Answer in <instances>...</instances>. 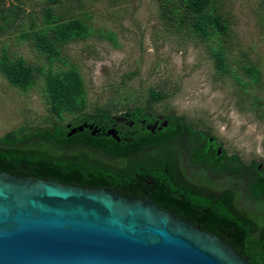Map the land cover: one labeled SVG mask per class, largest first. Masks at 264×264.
I'll return each instance as SVG.
<instances>
[{
	"label": "trees",
	"instance_id": "1",
	"mask_svg": "<svg viewBox=\"0 0 264 264\" xmlns=\"http://www.w3.org/2000/svg\"><path fill=\"white\" fill-rule=\"evenodd\" d=\"M17 1L20 3L6 5V0H0V34L24 20L26 8L21 0ZM87 1L47 0L41 19L27 14L32 26L22 36L46 54L50 62L48 70L23 57L14 58L8 52L3 53L0 67L11 84L24 89L35 85L40 75H44L47 98L58 117L72 113L77 114L74 118L77 121L106 120L113 111L104 105L94 106L92 111L87 109L84 81L66 55L70 43L94 34ZM160 6V19L167 30L206 45L219 78H234L237 92L246 104L252 102L256 109L264 107V99L255 93L264 90L259 63L252 61L247 53L234 61L230 58L232 22L225 0H160ZM260 14L264 31V11ZM39 20L42 28L34 29ZM110 36L114 37L113 33ZM57 62L70 67L54 70ZM168 97L169 92L152 88L147 106H137L135 112L151 120L156 113L154 102ZM164 116L169 120L168 127L157 134L145 131L130 142L126 139L119 142L111 135L93 136L87 130L68 136L70 129L61 120L47 127L24 126L0 135V171L150 197L161 208L175 211L233 244L253 264H264V215H261L264 169L255 161L247 163L238 155H229L224 148L218 155L222 143L217 142V137L195 128L183 116ZM77 144L87 148L75 151ZM149 146L153 149L146 152ZM99 152L105 155L104 159ZM134 153H139L136 158L129 157ZM119 158H126V162ZM108 159L118 161L111 164ZM187 164L205 173L200 186L185 180ZM211 175L228 176L233 184L221 186ZM235 182L242 188L234 189Z\"/></svg>",
	"mask_w": 264,
	"mask_h": 264
},
{
	"label": "rangeland",
	"instance_id": "2",
	"mask_svg": "<svg viewBox=\"0 0 264 264\" xmlns=\"http://www.w3.org/2000/svg\"><path fill=\"white\" fill-rule=\"evenodd\" d=\"M263 1L225 0V8L232 22L231 60L247 53L259 63L264 76ZM13 2L20 3L6 0V5ZM46 2L21 0L26 15L0 34V61L8 52L48 70L46 54L22 36L32 26L27 14L41 19ZM87 10L92 14L94 34L70 43L66 50L67 60L84 81L87 109L104 105L120 115L146 107L152 88L165 90L170 97L153 104L158 114L183 116L195 128L217 137L229 155H238L247 163L255 161L264 169V107L246 104L234 78H219L206 45L165 28L160 0H88ZM39 24L40 20L34 29L42 28ZM53 67L70 66L57 62ZM255 91L264 99V90ZM64 115L58 117L51 109L44 75L24 89L11 84L0 67L1 136L24 126L47 127L56 120L67 123L77 114ZM218 179L223 183L225 176Z\"/></svg>",
	"mask_w": 264,
	"mask_h": 264
},
{
	"label": "water",
	"instance_id": "3",
	"mask_svg": "<svg viewBox=\"0 0 264 264\" xmlns=\"http://www.w3.org/2000/svg\"><path fill=\"white\" fill-rule=\"evenodd\" d=\"M0 264L253 263L151 198L0 171Z\"/></svg>",
	"mask_w": 264,
	"mask_h": 264
},
{
	"label": "flooded vegetation",
	"instance_id": "4",
	"mask_svg": "<svg viewBox=\"0 0 264 264\" xmlns=\"http://www.w3.org/2000/svg\"><path fill=\"white\" fill-rule=\"evenodd\" d=\"M135 111L136 110L134 108L132 110L130 109L129 111L122 112L120 115H116V114L112 113L111 117L107 118L106 120L103 118L100 120L99 119L98 120L92 119V120L77 121L76 119H74L75 117H73L74 120L70 119L66 123V127H68L70 129L68 131V136H71V135L77 133L78 131L79 132L80 131L85 132L86 130L89 131L93 136H99V135H101V136H105V135L113 136L112 134H109V132L115 131L118 138L120 139V140H118L119 142L122 141V139H126L130 142L131 140L136 139V137H138V136L140 137V135H142L145 131H151L154 134H157L158 131H162L164 128L169 126V120L166 119L165 116L162 114H158L156 112L154 115L155 117L150 120V118H148V117H142V116H144L143 113L140 115V114H137ZM165 122H168V124L166 126H164ZM81 126L83 127V130L79 129V127H81ZM74 130H77V131L75 132ZM216 139H217V142L220 143L219 139L218 138H216ZM214 141H215V138L212 137L211 142H214ZM84 146L85 145H83V144H77L73 148V150L79 151L81 149L87 148ZM151 147L152 146L147 147V149L145 151L147 152L148 150L153 149ZM223 148H224L223 145L218 146V155H221ZM89 150H91L93 152L95 151L92 149H89ZM138 154L134 153L129 157L134 159L138 156ZM143 154H144V152H143ZM99 155L102 159H104V157H105L104 154L100 153ZM144 156L146 157V155H144ZM129 157H126V158H129ZM126 158H124V159L119 158V160L122 162H126ZM183 160H184V162H186V160H187L186 155H184ZM108 161H109V163L113 164L114 162L116 163L118 160L115 159V160L110 161V159H108ZM182 164H183V161H182ZM260 168H261V166H260ZM186 172H187V175H186L187 177L186 178L184 177L185 180L187 182H192L195 185L200 186V182L203 180L202 177L205 173L201 172L200 170L197 171L195 168L190 167V165H188V164H187ZM184 178L182 180H184ZM210 178H212L214 180H216V178H217V180H219L218 178H220V176L211 175ZM219 184H221V186H223L222 184L230 185L233 183L230 182V179H228V176L227 177L225 176L223 183L219 182ZM233 188L236 190H239L242 187L239 184H237V182H235L233 185ZM109 189H111V188H109ZM204 190H207V189H204ZM115 191L120 192L119 190H115ZM121 194H123V193H121ZM123 195H126V194H123ZM126 196H128V195H126ZM130 197H135V196H130ZM139 198H141V197H139ZM146 198H150V197H146ZM261 215H264V212L261 213ZM186 220H188V219H186ZM197 226H199V225H197Z\"/></svg>",
	"mask_w": 264,
	"mask_h": 264
}]
</instances>
